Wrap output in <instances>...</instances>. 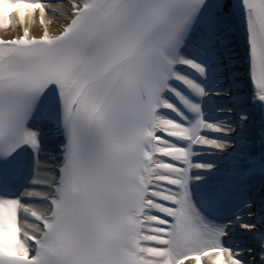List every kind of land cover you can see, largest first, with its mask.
<instances>
[{
  "label": "snow or ice",
  "instance_id": "snow-or-ice-1",
  "mask_svg": "<svg viewBox=\"0 0 264 264\" xmlns=\"http://www.w3.org/2000/svg\"><path fill=\"white\" fill-rule=\"evenodd\" d=\"M13 16L0 264H264V0H0Z\"/></svg>",
  "mask_w": 264,
  "mask_h": 264
},
{
  "label": "bare ground",
  "instance_id": "bare-ground-1",
  "mask_svg": "<svg viewBox=\"0 0 264 264\" xmlns=\"http://www.w3.org/2000/svg\"><path fill=\"white\" fill-rule=\"evenodd\" d=\"M38 17L39 16L36 15L35 17L26 18L27 26L29 27L31 33L35 35H39L42 31V26L37 21ZM49 18L50 16L46 15L45 20L47 21ZM22 27H23L22 25H19L17 23V18L13 16L11 28L9 29L0 28V35L3 36L4 38H11L13 36L20 34ZM56 27H58V25L57 26L49 25L50 31H55ZM42 160H46V159L42 157ZM40 171L41 173H43L45 169L41 168Z\"/></svg>",
  "mask_w": 264,
  "mask_h": 264
}]
</instances>
